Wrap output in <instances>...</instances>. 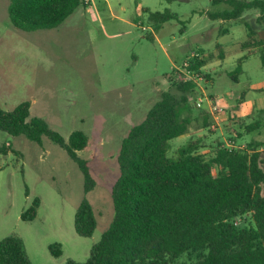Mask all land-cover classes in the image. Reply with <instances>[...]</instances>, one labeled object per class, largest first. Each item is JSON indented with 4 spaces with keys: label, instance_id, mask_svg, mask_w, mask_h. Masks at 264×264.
Segmentation results:
<instances>
[{
    "label": "rangeland",
    "instance_id": "1",
    "mask_svg": "<svg viewBox=\"0 0 264 264\" xmlns=\"http://www.w3.org/2000/svg\"><path fill=\"white\" fill-rule=\"evenodd\" d=\"M10 1L0 0V104L12 110L31 101V114L44 118L66 139L74 130L84 131L88 144L78 154L87 159L96 180L86 196L98 224L93 235L82 236L75 230V214L85 196L78 164L46 135L38 143L0 129V146L11 144L13 149L0 153V240L20 237L35 264H68L90 257L113 218L111 192L120 174L123 138L145 118L163 91L180 93L168 75L179 69L174 79H188L182 67L194 52L208 63L200 71L189 72L198 86L190 100L191 110L186 112L192 118V135L172 139L169 155L190 141L224 129V120H218L214 128L213 122L204 124V107L212 96L218 95L223 104L233 103L246 90L264 105V93L258 95L252 88L264 82L260 58L264 43L251 48L241 45L249 39L246 23L255 29V37L264 39V21L258 20L256 8L240 18L213 19L209 13L231 6L215 0H92L58 27L27 31L12 24ZM156 11L170 17L151 19V12ZM239 59L243 72L237 74L236 82L231 73ZM199 98L204 100L201 107L195 104ZM256 115L264 120V112ZM231 128L237 144L264 140V124L253 131L239 124ZM208 141L203 148L212 145ZM35 198L40 201L37 214L24 220L22 213ZM236 222L247 225L248 218ZM54 243L60 244V255L52 252ZM198 257V253H186L172 264Z\"/></svg>",
    "mask_w": 264,
    "mask_h": 264
},
{
    "label": "trees",
    "instance_id": "2",
    "mask_svg": "<svg viewBox=\"0 0 264 264\" xmlns=\"http://www.w3.org/2000/svg\"><path fill=\"white\" fill-rule=\"evenodd\" d=\"M215 2H225L231 8L209 13L213 19L240 18L256 8L260 12L258 20L264 21V0ZM86 4L83 0H11L8 14L12 24L23 30L55 28ZM150 17L164 21L170 14L156 11ZM246 26L249 39L241 41L242 47L262 46L264 39L255 37L250 24ZM260 58L264 66V49ZM185 63L182 68L194 73L202 70L206 60L196 51ZM178 70L168 79L180 93L163 91L145 118L122 140L120 174L111 192L112 221L86 261L71 260L68 264H172L186 253H198L199 257L184 264H264V159L259 144L250 141L242 146L230 137L235 146L211 142L209 152H203L206 143L198 138L169 155L171 140L189 130L192 118L186 112H190V100L198 92L195 79H174ZM241 71L239 59L235 73H231L235 81ZM30 108L29 100L12 110L0 104V129L38 143L46 135L78 164L84 175L85 196L75 214V230L91 236L98 220L86 194L95 188L96 180L87 159L78 154L87 146L88 135L74 130L66 139L44 118L33 116ZM234 123L253 131L264 120L239 119ZM12 150L11 144L0 146V153ZM39 203L35 198L22 218H35ZM240 217L248 218L247 225H238ZM50 247L55 255L61 254L60 244ZM0 264L35 263L27 256L22 239L9 235L0 240Z\"/></svg>",
    "mask_w": 264,
    "mask_h": 264
},
{
    "label": "crops",
    "instance_id": "3",
    "mask_svg": "<svg viewBox=\"0 0 264 264\" xmlns=\"http://www.w3.org/2000/svg\"><path fill=\"white\" fill-rule=\"evenodd\" d=\"M225 56V55H224ZM221 56V57H224ZM204 60H206V64L202 67V69H204L207 66V59L203 56ZM242 72H243V67H242ZM241 72V73H242ZM209 79V75H207L206 80ZM239 81V77L236 80V82ZM253 90H255L256 92H258V95H261L264 93V82H262L259 86H253L252 87ZM213 100L212 102L217 104L218 106L222 107L224 110L220 113L219 115V119L220 121L224 120L225 121V127L224 129L220 127V129L217 131L216 134L212 135V137L209 136H205L203 139V143L205 142V139H210L211 142H218V141H222L227 143L230 137H232V131L233 129L231 128L232 125H236L234 123V121L239 120V119H245L246 121H254L255 116H257L256 114L259 113L260 111H262L264 109V105H261V103L259 104V102H257V98H254L252 96H248L247 91L244 90L241 95L239 97H235V101L232 103V101L230 100L229 102H225L224 104L221 101V99L219 98V96H212L211 97ZM209 104V102H208ZM206 105L205 108V112L204 113V123L205 122H213L214 121V117L212 115V113L210 112V104ZM250 119V120H248ZM223 129V130H222ZM226 129V130H225ZM205 132H198V135H204ZM236 134L238 135V132H236ZM192 135V130H191V125L189 127V130L187 133L181 135L182 137H188ZM212 138V139H211ZM208 141V142H210ZM249 141H245L243 143H241L242 146H245ZM256 142L259 144L258 146V150L262 151V156H263V152H264V140H258V139H253L252 142ZM209 147L203 148L202 151L203 152H209Z\"/></svg>",
    "mask_w": 264,
    "mask_h": 264
},
{
    "label": "built area",
    "instance_id": "4",
    "mask_svg": "<svg viewBox=\"0 0 264 264\" xmlns=\"http://www.w3.org/2000/svg\"><path fill=\"white\" fill-rule=\"evenodd\" d=\"M83 1L85 3H89L92 0H83ZM186 64L187 63H184V65H186ZM187 75L189 76L188 79L191 78V75H189V71H187ZM207 101L210 104V112L212 113L213 117L215 118L214 121H213V124H212L213 125V128H214L216 126V123H218L217 121L219 119L220 113L224 109L222 107L218 106L217 104L213 103L211 98H209ZM203 102H204L203 98H199V100H196L195 101V104L197 106L201 107L203 105ZM227 145L230 146V147H232V146H235V143H234V141H228Z\"/></svg>",
    "mask_w": 264,
    "mask_h": 264
}]
</instances>
